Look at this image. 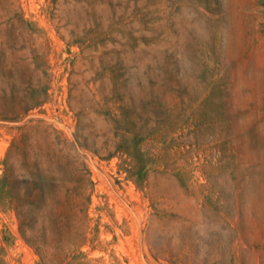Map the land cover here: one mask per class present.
I'll return each instance as SVG.
<instances>
[{"label": "rangeland", "instance_id": "1", "mask_svg": "<svg viewBox=\"0 0 264 264\" xmlns=\"http://www.w3.org/2000/svg\"><path fill=\"white\" fill-rule=\"evenodd\" d=\"M0 264H264V0H0Z\"/></svg>", "mask_w": 264, "mask_h": 264}]
</instances>
